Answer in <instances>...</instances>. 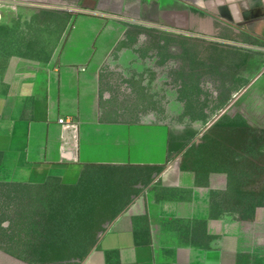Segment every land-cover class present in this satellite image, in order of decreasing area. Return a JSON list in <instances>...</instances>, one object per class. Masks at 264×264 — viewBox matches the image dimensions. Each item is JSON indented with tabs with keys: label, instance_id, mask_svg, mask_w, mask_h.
<instances>
[{
	"label": "crops",
	"instance_id": "crops-1",
	"mask_svg": "<svg viewBox=\"0 0 264 264\" xmlns=\"http://www.w3.org/2000/svg\"><path fill=\"white\" fill-rule=\"evenodd\" d=\"M13 1L66 5L77 15L44 72L0 75V182L72 185L89 163L164 166L81 264H264V205L239 219L215 216L221 175L204 178L171 154L166 125L104 120L90 96L114 20L201 16L264 45V0H0V9Z\"/></svg>",
	"mask_w": 264,
	"mask_h": 264
},
{
	"label": "rangeland",
	"instance_id": "rangeland-1",
	"mask_svg": "<svg viewBox=\"0 0 264 264\" xmlns=\"http://www.w3.org/2000/svg\"><path fill=\"white\" fill-rule=\"evenodd\" d=\"M25 3L13 1L0 9V75L16 67L44 72L77 15L66 5ZM192 19L114 20L90 96L104 120L166 125L171 154L204 178L211 172L222 176L215 181L221 187L214 192L213 214L239 219L264 205V45L221 22ZM159 173L144 166L104 171L112 180L113 207L93 233L97 243L115 217L147 195ZM37 190L42 198L70 194L58 181ZM7 191L0 187V200ZM59 217L73 239L87 227L88 219L80 215ZM48 235L41 227L19 231L0 220V264L84 261L83 244L74 240L66 249L68 259L59 257V248L52 252L57 260L45 262Z\"/></svg>",
	"mask_w": 264,
	"mask_h": 264
},
{
	"label": "trees",
	"instance_id": "trees-1",
	"mask_svg": "<svg viewBox=\"0 0 264 264\" xmlns=\"http://www.w3.org/2000/svg\"><path fill=\"white\" fill-rule=\"evenodd\" d=\"M127 166L144 165L89 163L84 166L79 181L72 185L61 184L56 178H51L43 184L0 182V187L8 189L5 194H2L3 199L0 200V220L13 227L17 226L19 231L41 227L50 234L48 250L43 257L45 262L56 261L57 257L52 252H56L59 248H62L59 257L62 260L68 259L65 255L66 249H71L74 240L77 241L76 246L83 244L85 252L82 257L86 258L97 243L93 233L98 230L101 220L105 219L108 211L113 207L112 180L104 176V171L111 169L121 171ZM144 167H156L160 169V172L164 168V166L147 165ZM52 181H58L61 189L70 190V194L64 197L62 193L55 192L52 195L46 194L45 197H40L37 189L47 186ZM254 211L255 207L249 209L251 214ZM66 214L69 217L80 215L88 219L87 227H83L74 239L70 237V232L66 229L67 223H63L62 217H59ZM59 232L66 235L62 241H59Z\"/></svg>",
	"mask_w": 264,
	"mask_h": 264
},
{
	"label": "built area",
	"instance_id": "built-area-1",
	"mask_svg": "<svg viewBox=\"0 0 264 264\" xmlns=\"http://www.w3.org/2000/svg\"><path fill=\"white\" fill-rule=\"evenodd\" d=\"M64 121H65V120H64L63 118H60V119H59V122H60V123H65Z\"/></svg>",
	"mask_w": 264,
	"mask_h": 264
}]
</instances>
